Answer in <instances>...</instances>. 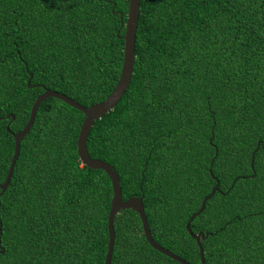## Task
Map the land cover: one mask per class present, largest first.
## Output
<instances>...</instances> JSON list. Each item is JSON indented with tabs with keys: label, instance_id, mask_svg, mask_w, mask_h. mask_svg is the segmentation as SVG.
Listing matches in <instances>:
<instances>
[{
	"label": "trees",
	"instance_id": "1",
	"mask_svg": "<svg viewBox=\"0 0 264 264\" xmlns=\"http://www.w3.org/2000/svg\"><path fill=\"white\" fill-rule=\"evenodd\" d=\"M128 11L129 0H0V183L46 89L85 106L114 90ZM84 119L56 97L39 106L0 195V264H105L113 187L80 160ZM87 148L191 264L201 254L187 221L220 181L191 222L206 264H264V0H141L131 82ZM115 233L112 264H182L132 209Z\"/></svg>",
	"mask_w": 264,
	"mask_h": 264
},
{
	"label": "water",
	"instance_id": "2",
	"mask_svg": "<svg viewBox=\"0 0 264 264\" xmlns=\"http://www.w3.org/2000/svg\"><path fill=\"white\" fill-rule=\"evenodd\" d=\"M141 10V0H129V11L127 15L126 23L122 22V27L125 26V34L123 36L125 40V48H124V61L122 66V71L119 77V80L116 84L114 90L110 93V95L101 102L92 104L91 106H85L80 102L76 101L75 99L71 98L67 94L53 90V89H46L42 94H40L37 99L35 100L32 109L30 118L24 128L17 133H14L15 136V151L14 155L10 164V168L6 177V180L3 183H0V195L7 189L10 184L11 178L14 173L15 165L19 157L20 153V145L22 139L30 132L37 115V111L41 103L49 98V97H56L59 98L68 104L78 108L81 110L84 115L85 119L81 126L77 146H78V154L80 157L81 162L84 165L89 166L90 168L94 169H103L109 175L112 187H113V197L111 202V210L109 213V244H108V251L106 255L105 264H112L113 252H114V245H115V217L121 211L125 209H132L139 213L142 224L143 230L146 235L147 240L149 243L160 252L168 255L169 257L181 262L182 264H191L181 255L177 254L176 252L172 251L171 249L163 246L159 242H157L151 232V228L149 225V220L145 212V206L143 203V197L139 196H132L128 199L123 198L122 193V186L120 181V175L115 170L114 166L107 161H104L100 158H93L89 153L87 148V141L90 134V131L97 119H100L105 114L110 112L120 101L124 93L126 92L130 82L132 75L134 73V66H135V57H136V40H137V29H138V21L140 16ZM123 13L121 12V18ZM32 74L30 75L29 82L31 81ZM7 117H11V121L15 118L14 114H9ZM7 129L9 128V124L7 125ZM212 171V170H211ZM220 181H217V184L213 187L211 193L207 195L201 204V207L198 211L193 213L191 217L187 221V229L190 234L197 240V243L200 247V254H201V264H206L205 260V249L202 242V237L205 236L201 234H196L193 232L191 228V222L194 218L200 214L206 207L207 201L215 194L216 191L219 190ZM2 231V224L0 222V234ZM1 245V241H0ZM5 249L2 248V252Z\"/></svg>",
	"mask_w": 264,
	"mask_h": 264
},
{
	"label": "flooded vegetation",
	"instance_id": "3",
	"mask_svg": "<svg viewBox=\"0 0 264 264\" xmlns=\"http://www.w3.org/2000/svg\"><path fill=\"white\" fill-rule=\"evenodd\" d=\"M196 234H201V232L200 233H196Z\"/></svg>",
	"mask_w": 264,
	"mask_h": 264
}]
</instances>
